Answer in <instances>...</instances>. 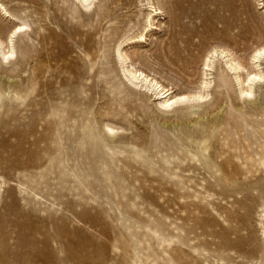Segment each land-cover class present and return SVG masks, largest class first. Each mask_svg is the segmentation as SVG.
<instances>
[{
    "label": "rangeland",
    "instance_id": "1",
    "mask_svg": "<svg viewBox=\"0 0 264 264\" xmlns=\"http://www.w3.org/2000/svg\"><path fill=\"white\" fill-rule=\"evenodd\" d=\"M0 3L28 19L16 48L40 51L49 68L34 83L33 59L17 52L0 66V83L21 92L0 100V264H264L263 169L227 178L214 166L224 145L234 139L244 148L263 129L256 123L264 121V58H251L264 45V0L152 1L160 10L152 29L122 50L135 70L175 93L203 94L202 81L211 79L208 97L191 103L196 114L183 118L126 83L112 56L115 40L138 32L149 10L142 0H94L88 9L75 0ZM19 23L0 16V36ZM213 50L241 64L242 79L261 72L251 104L234 98L231 72L221 85L220 57L204 72ZM222 107H230L233 129L221 126L229 136L212 139L204 167L164 171L152 143L156 132L173 135L161 124L200 118L191 128L198 133ZM106 123L119 128L113 138L89 142L91 127L103 138Z\"/></svg>",
    "mask_w": 264,
    "mask_h": 264
},
{
    "label": "bare ground",
    "instance_id": "2",
    "mask_svg": "<svg viewBox=\"0 0 264 264\" xmlns=\"http://www.w3.org/2000/svg\"><path fill=\"white\" fill-rule=\"evenodd\" d=\"M93 1L94 0H75V3L77 2V5L80 6V7L77 6V8L79 9L80 8L88 9L90 6H92ZM152 1L153 0H142V2L145 3L143 4L147 6L149 10L146 13L141 15V22L138 27V32L134 36H129L125 34L119 39L115 40L111 47L112 56L117 61L119 74L121 75L123 80L126 81V83H128L131 86L144 89L148 93L153 94L152 96L158 98L157 99L158 103L156 106L158 110L162 112H168V111L174 112L176 109V112L177 110L182 112V118L184 115H187V114L188 116L194 115L196 114L197 107L195 106V104L191 105V103L193 102L199 103L200 102L199 100H203L206 97H208V93L206 90L209 88L210 84H212V82H210L211 79L210 80L204 79V81H202L199 90L200 89L204 90V92H202L203 94H201L200 91L195 92V94L193 95H187V93L185 94V93H180V92L175 93V91H172L171 89H165L157 81L153 80L152 78H149L142 71L135 70L133 66L129 64L130 58L122 50V47L125 43H127L128 41L134 40V39L142 40L145 37V34L152 29L154 19L160 15V10L153 6ZM0 16L4 18H11L12 20L20 22L14 27V29L9 33L7 37L2 38L0 36V66L8 63L11 59H13V57L17 54V52H19L22 59L24 60L33 59L34 60L33 62H35V64L31 68V71H29L32 74L31 82H34V83L41 82V80L45 78L46 73L49 72L48 67L47 68L45 67L46 68L45 70L42 69V66H44L42 63L45 60V56H43L40 53V51H35L34 54L32 52V55H31V52L29 51V47H27V45H25L23 48L17 47L18 48L17 49L14 43L15 38L19 34L25 31L26 28L29 29V24L27 22L28 19H26V16L20 17L14 14H11L10 12L7 11L6 7L2 5L1 3H0ZM72 20H73V17H72ZM24 36L26 35L24 34ZM50 45L45 44L44 48L48 50L50 49ZM217 57H220V59L223 60L222 62L223 67L222 66L220 67L221 72L219 74V77H221L220 78L221 85L226 84V77L228 78L226 74L227 72H231L232 76L228 79V81L231 84V87L233 89L234 98L246 104H251L253 102L251 100V97L253 96V94L257 92L258 90H261L260 89L261 86L259 84V81L262 79L261 72L259 70L256 72L246 71L245 73L246 77L242 79L240 77L241 75L239 72H242L245 69L241 66V64L237 63V61H235V59L228 52H225L223 50H220V51L213 50L211 55L206 57V60L204 63V68H205L204 72L206 71L208 72L210 69H213L212 68L213 59ZM262 58H264V45L260 46L259 48H256V50L253 52L251 63L256 64L257 61H259ZM46 59L50 63V61H53L55 58L53 56L46 54ZM46 66H47V62H46ZM203 74L205 77L207 76L206 73H203ZM112 85L115 90V93L120 94L121 93L120 86L114 87V84ZM11 93H13L16 97L21 95V92L17 90L15 86H11V85L4 86L0 83V100L3 97ZM230 106L233 110L234 109L238 110L232 105ZM228 109H226L225 107H222L220 110H218V112L216 111L214 115L213 114H211V116L208 115L210 116L209 117L210 121L208 122L209 127L203 125L200 131L198 130L199 131L198 133L191 131V128L195 125H198V126L202 125V119L200 118L193 119L192 117H190L194 120V121L192 120L193 121L192 122L193 124L191 123L192 125L185 123V120L183 123L182 122L177 123L176 125L172 123H167V122H164L163 124H161L162 128L172 133L173 136L171 137H173V140L170 141L169 139H166L165 136H162L161 134H159V133H162V131L156 132L154 135L155 139L152 143L153 147L152 146L151 147L155 149V151H153L155 152L154 155L160 154L159 156L160 159L158 162L161 163L164 171H166L169 174H174V170L176 171L181 170L180 173L183 174L182 171H186L187 173V171L189 170H192V169L195 170L198 167L196 166L198 164H199V167L201 166L204 167L205 164L203 162H200L201 161L200 158H202V156L206 158L207 150L211 148L212 139H216L218 136H222L223 132L225 133L228 131L225 128L221 129L222 125H225L226 127L229 125L231 127L230 123L228 122V119L225 118V117H230L231 115L228 112L229 111ZM224 112H225L224 116H221L220 114H223ZM260 113H264V109ZM95 125L97 124L95 123ZM183 125H185L187 129H185L184 131L177 129L178 127H182ZM256 125L258 128L262 127L263 129L260 130L258 134L254 132V130L253 132H251L252 138H253V143H251V145L248 144L247 146L243 148L242 145L235 144V140L233 139V142L230 141L228 142L229 144L224 145V149H222L221 151L217 150L218 154H216L215 156H214L215 153L213 152V156L216 160L214 162V166H216L217 169H219V171H221V173L225 177L228 178V176H232L234 178L235 176H238L241 174H247V172H249V169L253 167H255L257 170H260L262 168L264 171V121L263 122L257 121ZM118 129L119 128H115L114 126H111L108 123L103 124L101 126V134H103V138H100L97 134V130L94 128V126H92L87 135V139H89V142H92V144H95V143L99 144L98 139L100 141L104 139L106 140L112 139L113 135H115L114 133ZM173 129L176 130L177 134H173V131H174ZM231 129H233V127H231ZM158 130L159 129H157V131ZM183 135L185 136V138H182ZM228 136H229V133L227 135H223V138H222L223 141L226 140ZM156 140H159L158 143H156ZM188 140H190L189 143H188ZM253 145H257L258 147L253 148ZM190 147H194L197 150V152H194L193 150H191ZM247 148L249 149V151ZM209 156H211L210 153H209ZM240 170L241 171L245 170V171L244 173H241ZM227 178H225V180ZM236 190L238 191V189Z\"/></svg>",
    "mask_w": 264,
    "mask_h": 264
}]
</instances>
